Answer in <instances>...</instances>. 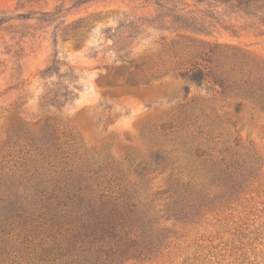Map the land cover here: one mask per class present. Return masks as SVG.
Returning <instances> with one entry per match:
<instances>
[{"label": "rangeland", "instance_id": "rangeland-1", "mask_svg": "<svg viewBox=\"0 0 264 264\" xmlns=\"http://www.w3.org/2000/svg\"><path fill=\"white\" fill-rule=\"evenodd\" d=\"M244 1L0 0V193L24 212L40 208L37 192L50 191L54 174L42 156L24 153L16 133L40 134L53 120L73 138L66 151L74 173L114 160L122 168L115 190L145 224L166 228L146 258L112 264H264V110L244 97L222 100L179 76L210 47L215 77L264 93V0ZM127 58L144 64L137 75L148 85L114 80ZM51 61L58 73L40 77ZM68 79L77 93L71 105H40L46 84ZM236 100L243 102L238 114ZM183 112L196 117L193 125ZM170 120L172 131L162 135L158 125ZM156 153L172 165L156 169ZM126 158L146 163L148 175L138 178ZM111 173L91 181L83 175L79 183L94 190ZM188 182L205 186L206 208L197 218L176 219L167 213L169 192Z\"/></svg>", "mask_w": 264, "mask_h": 264}, {"label": "trees", "instance_id": "trees-1", "mask_svg": "<svg viewBox=\"0 0 264 264\" xmlns=\"http://www.w3.org/2000/svg\"><path fill=\"white\" fill-rule=\"evenodd\" d=\"M236 2L239 5L249 3L244 0ZM212 53L213 49L208 47L189 67L181 70L179 76L197 87L206 86L207 91L218 94L222 100L232 96L244 97L264 110V93H261V88L257 90L249 85L242 90L243 84H228L211 73L207 64L211 61ZM125 63L114 74L116 82L128 87L149 84V80L137 75L138 71L144 73V64L130 65L128 58ZM55 69V61H51L40 71V77L57 74L59 69L56 72ZM74 88L70 79L66 84L59 80L46 84L40 96V105L55 109L71 105L77 97ZM184 89L187 95L189 87L185 86ZM242 107L243 102L236 100L233 110L238 114ZM183 117L189 124H194V115L189 117L183 112ZM173 127L172 120L158 125L162 135L166 131L171 132ZM16 136L26 145L24 153L33 151L35 155L42 156L43 162L50 166L48 171L52 170L54 175L48 180L50 191L37 192L41 205L37 210L24 212L16 200L0 193V264H112L117 260L146 258L148 253H153L162 245L165 238L162 230L166 228L154 229L151 223L145 224L134 212L135 204L112 185L120 179L117 174L122 170L114 160L101 162L97 169L88 165L79 170L80 175H77L68 164L69 151L66 149H71L69 142L73 140L70 131L64 128L60 130L56 122L49 119L45 120L44 130L40 134L33 135L19 127ZM193 152L198 158L203 154L199 148ZM150 157L156 169L173 163V159L164 153L151 154ZM126 161L129 171L141 180L148 175L146 163H136L133 158H126ZM103 170L112 173L109 176L105 174L107 177L103 182H95V191L90 185H80L79 179L83 180V175L91 181L92 175ZM212 174H215H210L214 180ZM219 178L224 182H221L222 186H227L228 181ZM204 190L203 184L197 189L189 182L177 183V190L169 192L171 204L167 206V213L181 220L201 216L206 208L203 203L209 196V192ZM222 194L215 195L213 199H222ZM48 239L50 243H47Z\"/></svg>", "mask_w": 264, "mask_h": 264}]
</instances>
